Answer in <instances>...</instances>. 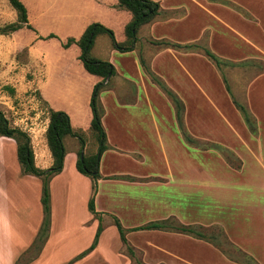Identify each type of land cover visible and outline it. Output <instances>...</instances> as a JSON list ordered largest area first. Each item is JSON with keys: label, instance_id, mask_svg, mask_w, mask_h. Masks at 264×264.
I'll use <instances>...</instances> for the list:
<instances>
[{"label": "rangeland", "instance_id": "1", "mask_svg": "<svg viewBox=\"0 0 264 264\" xmlns=\"http://www.w3.org/2000/svg\"><path fill=\"white\" fill-rule=\"evenodd\" d=\"M239 1L244 5L249 3L256 6L258 11L263 0ZM170 3L174 6L162 10L155 17L152 32L138 37L132 52L144 73L145 83L159 88V93L156 92L159 95L156 96V93H153L154 102L159 104V117L166 124L167 121L172 123L173 117L176 118L175 128H178L176 132L181 135V141L191 143L192 149L198 152L194 153L196 156L193 158L202 162L222 160L228 174H237L241 162L235 149L242 148L241 139L250 144L253 142L252 136L264 134V20L261 19L259 22L258 18H253V15L239 2L233 0H172ZM185 8L189 11L186 12ZM11 11L15 12L9 1L0 0V26L11 22ZM18 36L0 35V110L11 125L14 120L18 121V124L22 123L23 126L31 128L29 133L32 134L34 126L43 127L49 117L45 104L39 99L41 97L39 92L29 84L33 73L32 64L35 63L37 68L39 60L34 61L33 57L31 58L28 45L18 47L20 46L18 44L25 40L23 36ZM48 36H39V39L51 38ZM102 36L97 41V49L101 55L113 57L116 67L129 69L130 66L121 59L122 52L113 47L107 35ZM205 49L212 51L223 62L221 66H217L206 55ZM65 65H68V61ZM94 86L89 94V107H91ZM113 87L114 81L110 79L106 89L100 90L96 98V104L101 109V119L104 110L100 104V96L105 90ZM167 89L182 104L181 109L173 102L172 95L167 92ZM234 101L242 104L253 119L254 133L245 123ZM110 117V115L106 116L107 120H110ZM107 125L109 132L115 136L110 122H107ZM168 127L171 128L174 125L169 124ZM84 129L80 130L84 135H86L84 131L91 134L89 127ZM171 138L175 140L168 136L167 132H162L160 141L154 139V147L158 142V157L155 155L153 160L150 158L144 166L148 174L161 175L158 177L159 181H165L167 158L170 157L173 161L180 155L178 153L180 150ZM114 141L118 143V140ZM154 153L156 154V151ZM109 161L110 157L107 158L106 164ZM4 162L0 161V264H11V257L18 249L22 247L28 250L31 246L30 244L28 247L26 243L28 236L25 234L33 232L37 218L38 227H40L42 206L39 205L37 214L35 211L37 199L31 192L22 198L26 206L14 205V202H11L12 198L8 190L13 185L17 187L15 167L18 168V161L16 158L12 161L4 159ZM111 162L115 163V160L111 159L110 165ZM255 164L250 166L249 172L246 173L247 181L242 178V183L234 187L237 189H232L240 190L237 198L241 206H235L240 211L245 208L244 200L264 202V169L256 167ZM124 166L121 165V171L139 172L137 169L139 167L127 161L124 162ZM253 182L258 183L260 187L252 188ZM78 188V193L72 195L73 203L70 206L72 213L68 215L69 221L62 220L63 214L67 212L65 210L61 213L63 203L60 206L57 204V218L53 227L49 229L48 239L42 251L35 256L38 261L33 264H189L182 261L174 262L173 258L176 255L174 249L181 248L178 254L180 257L187 256L185 254L195 256L193 249L203 250L205 241L219 248L222 255L230 261L237 264H252L231 242L223 229L191 225L205 234L204 240L187 234L188 237L176 236L173 234L175 232L161 230L129 231L126 234L127 244H124L119 239L117 228L113 223H109L110 215L102 217L101 223L105 227V234L99 247L75 259L92 242L95 234V230L90 232L87 230L88 227H93L86 223L88 220L83 222L85 226L82 229L76 227V219L81 218L83 214L84 187L81 184ZM119 188L129 193H142L148 201L150 197V202L153 204V206L149 204L152 210L139 214L133 223L141 225L167 215L166 200H161L158 204L157 193L161 196L160 198H164L168 189L157 190L158 187H155V191L149 192L147 189L143 191L137 186L123 184L119 185ZM250 189H254V192ZM245 191H251L246 198L241 194ZM225 194L236 198L234 191H225ZM119 204L116 203L114 207L110 202H103V197L99 202V205L106 207L107 211L115 209L113 213L118 215L121 223L126 224V218L124 219L122 215L131 212L125 211ZM230 211L232 206L230 210L224 208L225 214ZM13 217L16 227L3 229L5 222L11 221ZM93 224L96 227V222ZM258 239L256 235L249 237L251 247L257 248ZM261 241L264 245V237ZM258 248L261 249L259 245ZM24 251L13 264H26L32 256L34 259V249L26 253ZM105 255L109 256L110 263ZM71 260L73 261L70 262ZM192 260H197L198 262L194 261V263L200 264L199 258ZM214 262V264L218 263Z\"/></svg>", "mask_w": 264, "mask_h": 264}, {"label": "crops", "instance_id": "2", "mask_svg": "<svg viewBox=\"0 0 264 264\" xmlns=\"http://www.w3.org/2000/svg\"><path fill=\"white\" fill-rule=\"evenodd\" d=\"M21 1L27 9L28 23L33 27V30L22 27L10 34L12 37L23 36L25 40L19 43L18 45L20 46L18 47L21 48L28 45L31 58L33 57L34 61L39 60L37 68L35 63L32 64L33 73L29 80L30 86L39 92L41 98L46 101L50 108L65 111L69 115L71 126L75 130L90 128L92 110L89 107V94L92 90L91 88L101 78L84 69L83 64L78 58L80 49L76 44L63 48L61 41H64L68 37L78 38L84 29L93 22H99L114 30L115 39L123 41L125 39L124 28L131 19V13L118 7V0ZM154 1L159 3L160 12L174 6L170 3L172 0ZM233 1L239 2L253 15V18H258L259 22H261V19L264 20V0L258 11H256V6H252L249 3H247L248 5H244L239 0ZM185 10L186 12L189 11L188 8H185ZM11 16V22L15 21L17 18L16 12L13 13L11 11ZM154 19L141 26L138 32L139 38L144 34L148 35L152 32ZM10 34L7 35L9 36ZM50 34L55 35V37L46 40L39 39V36L46 37ZM101 37L103 36L97 37L95 41L93 54L99 59L110 61L115 67V73L111 77L114 81V87L110 90H105L104 94L100 96V104L104 110L101 120L107 144L106 149L100 157V178L98 179L97 192L95 194V209L99 212L101 221L102 217L110 215L109 223H113V216H116L115 212L113 213L115 209L107 211L106 207L99 205L101 197H103V202H110L114 207L116 203H120L119 205H122L125 211L131 212L122 215L124 219L126 218L127 223H122L126 229L139 226L133 223L134 220L137 219L139 214L152 210L150 205L153 206V204L150 202V197L148 201V198L145 199L142 193L123 191L119 188V185L137 186L139 189L143 191L147 189L149 192L155 191V187H158L157 190H160V188L168 189L167 195L164 198H160L161 196L157 193L158 204L161 203V200H166L167 215L156 220L175 218L179 223L184 225L198 224L201 228L216 227L223 229L231 242L237 246L252 264L253 262H256L255 264H264V245L261 244L262 237H264V202L261 200H244L245 208L240 211L235 207L241 206V202L237 198L240 190H232L237 189L234 188L235 185L242 183L243 179L247 181L245 179L246 173L249 172V167L253 166L254 163H256V167L264 169V134L252 136V144H247L241 139L243 141L242 148L235 149L241 162L237 174H228L224 169L222 160H211L210 162L208 160H204V162L201 160L196 161L193 157L196 156L194 153H198L197 150L192 149L191 143H186L185 140L181 141V135L176 132L178 130L177 127L175 128L176 118L173 117L171 120L173 122L167 121L166 124L159 117V104L154 102L153 97L154 92L159 93V88L145 83L144 73L139 67L138 60L135 59L134 52L121 53V59L130 66L129 69L116 67L117 64L115 63V59L113 60V57H103L97 49V41ZM67 61L68 65H65ZM69 70L71 72L67 73ZM157 95L159 94L156 93ZM156 100L159 103L158 99ZM108 115L111 116L110 120H107L109 117L106 118ZM48 121L49 119L46 120L45 125L41 128L34 126V132L32 134L28 133L35 164L43 169L49 168L52 164L51 153L45 138ZM107 122H110L116 137L109 132ZM169 124L174 125V127H168ZM185 124H187V119H185ZM12 126L24 130L23 124H18V121L14 120ZM30 130L32 129L30 128ZM161 131L167 132L168 136L173 137L175 140L171 139L175 141L174 143L180 150L178 152L180 155L177 159L172 161L170 157L167 158L168 166L164 173L165 181H159L158 177L161 175L148 174L147 169L144 167L150 161V158L153 160L155 155L158 157V142L157 146L154 147V139L160 141ZM84 132L86 134L85 148L87 150H95L97 144L92 132L91 134L86 133V131ZM113 138H116L114 140H118V143ZM64 145L66 154L63 169L60 173L53 176L50 181V228L53 227L57 218V204L60 206L63 203V208L60 209L61 213H64L65 210L67 211L63 214L62 220H70L68 215L72 213L70 211V206L73 203L72 195L73 193H78V187L82 184L84 187L83 214L81 218L78 217L76 219V227L82 229L85 226H83V222L88 220L86 223L93 225V227H86L87 230L89 232L95 230L96 232L97 218L87 208L91 195V180L89 177L79 173L75 167L79 142L75 137L68 136L64 138ZM154 151H156V154ZM108 157H110V161L111 159L115 160V163H112V161L110 165L109 161L106 164ZM16 158V143L14 139L0 136V161L5 163L4 159L12 161ZM126 161L139 167H136L139 172L128 173L121 171V165L125 167L124 162ZM15 163L17 162L15 161ZM19 165L18 162V168L15 167V174L18 180L17 187L13 185L8 190V194L12 198L10 200L12 203L14 202V205L26 206V202L22 198L31 192L33 197L37 199L35 211L38 214V207L41 205V179L33 175L22 174ZM106 184L107 187L105 188ZM253 185L252 188L257 189V187H260L258 183H254ZM229 190L234 191L236 198H231L225 194V191ZM250 190L254 192V189ZM251 191L241 192V194L246 198ZM231 206L232 211L225 214L224 208L230 210ZM116 217L119 219L118 215ZM38 222L37 218L33 232H29L28 235L25 234V236H28L26 242L28 247L37 235L39 229ZM94 222H96V227L93 224ZM14 223L13 217L11 221L5 222L3 229L6 227L8 229L10 227L15 228L16 225ZM102 227L98 243L93 251L99 247L105 234L103 224ZM114 227L116 226L114 225ZM253 231L255 232L253 233ZM173 234L188 237L182 233ZM255 235L259 237L257 248L251 247L252 243L248 241L249 237ZM205 243L203 250L198 251L192 248L196 253L195 256L185 254L187 256L180 257L178 254L181 248L179 250L174 249L176 255H174L173 261L196 264L194 261H198L192 259L199 258L200 264H214V261L218 262L216 264H237L234 261L226 259L222 255V251L210 242L205 241ZM258 245L261 249L258 248ZM24 250L26 251L25 248L21 247L14 253L10 260L11 264L17 261L21 256L20 253ZM105 258L110 263L109 256L105 255ZM37 261L38 258L34 257V259L32 258L26 264H33Z\"/></svg>", "mask_w": 264, "mask_h": 264}, {"label": "trees", "instance_id": "3", "mask_svg": "<svg viewBox=\"0 0 264 264\" xmlns=\"http://www.w3.org/2000/svg\"><path fill=\"white\" fill-rule=\"evenodd\" d=\"M8 1L14 8L17 18L13 22L0 26V34L6 35L22 27L33 29V27L28 23L27 9L24 3L21 0ZM117 6L128 10L131 13V19L124 28L125 39L123 41H117L115 39L112 29L99 22H93L84 29L83 33L78 38L68 37L65 41L61 42L64 48H67L72 44H76L80 49L78 58L83 64L84 69L87 72L101 78V80L94 86L93 96L91 99L92 118L90 130L97 144L95 150H87L85 148L86 136L83 132L75 130L71 126L69 115L65 111L50 108L46 101L39 97L42 103L45 104L48 111L49 121L45 131V138L52 157V164L49 168H40L35 164L29 134L19 127L12 126L7 118H5L4 113L0 110V136H6L14 139L16 143L17 160L20 164L22 174L33 175L41 179L40 202L42 206V221L31 246L25 251L26 253L34 249V257L41 251L48 237L51 225L50 181L53 176L60 173L63 169V162L66 154V148L64 145L65 137H75L79 142L78 157L75 167L79 173L89 177L91 180V195L87 203V208L99 221L91 244L85 250L81 251L75 259L83 257L96 247L100 233L103 229L101 216L95 209V194L97 192L98 179L100 178V157L106 149L107 144L106 134L101 122V109L96 104V98L100 90L105 89L111 77L114 75L115 67L110 61L97 58L93 54V47L97 37L107 35L110 38L113 47L118 49L120 52L126 53L132 51L138 40V32L141 26L152 21L160 13V5L154 0H118ZM53 36L55 35L50 34L48 37ZM165 43L175 45L170 42ZM205 53L216 63L217 66H221L223 62L212 51L205 49ZM167 92L172 95L173 102L181 109L182 104L179 102L177 97L168 89ZM234 103L241 111L245 123L250 128L251 132L254 133L255 124L253 119L242 104L236 101H234ZM113 223L117 228L121 242L124 244H127V232L138 230H161L182 233L193 235L200 239L206 237L202 231L197 230L191 225L181 224L175 218H164L150 221L128 229L122 225L116 216H113ZM72 261L73 260L70 262Z\"/></svg>", "mask_w": 264, "mask_h": 264}, {"label": "built area", "instance_id": "4", "mask_svg": "<svg viewBox=\"0 0 264 264\" xmlns=\"http://www.w3.org/2000/svg\"><path fill=\"white\" fill-rule=\"evenodd\" d=\"M24 130L29 133L31 130L29 128H27L26 126H24Z\"/></svg>", "mask_w": 264, "mask_h": 264}]
</instances>
